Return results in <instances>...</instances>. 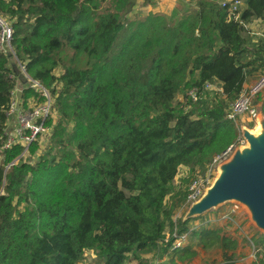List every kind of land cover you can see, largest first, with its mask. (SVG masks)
Masks as SVG:
<instances>
[{
  "label": "trees",
  "instance_id": "obj_1",
  "mask_svg": "<svg viewBox=\"0 0 264 264\" xmlns=\"http://www.w3.org/2000/svg\"><path fill=\"white\" fill-rule=\"evenodd\" d=\"M139 1L0 0L13 30V56L0 53V264H79L87 252L100 264L141 263L154 251L170 252L167 264L176 256L189 262L196 251L171 250L174 233L233 264L235 239L172 216L189 177L204 175L234 144L226 112L264 71V42L248 47L219 0H188L185 13L178 1L170 16L129 18ZM242 4L245 25L264 20V0ZM18 64L48 91L56 118L46 121L47 150L34 164L14 162L20 146L1 150L15 86L22 108L44 101L24 87ZM205 84L219 86L212 101ZM193 88L197 101L178 110L175 97ZM36 149L37 142L29 151ZM181 167L189 176L174 192ZM256 244L264 264L263 235Z\"/></svg>",
  "mask_w": 264,
  "mask_h": 264
},
{
  "label": "rangeland",
  "instance_id": "obj_2",
  "mask_svg": "<svg viewBox=\"0 0 264 264\" xmlns=\"http://www.w3.org/2000/svg\"><path fill=\"white\" fill-rule=\"evenodd\" d=\"M174 4L165 5L163 0H151V2H147V0H140L134 10L131 12L129 18H141L149 13H158L165 16H170L172 12L174 11L176 7V3L181 1L183 6L182 13L187 12V10L191 9V5L187 4L188 0H174ZM243 36L248 39V47H252L257 42H260L262 40L264 42V20L261 21H253L252 23L246 25L245 32L243 33ZM259 74H254L249 77L246 88L244 89L246 92L248 91L249 87H251L256 80L258 79ZM220 91L219 86L212 85V88L208 90V92H203V95L209 100L212 101L214 98V95ZM188 91H183L179 93L174 100L175 107L181 109V103L183 101V96ZM264 99V90L257 96L255 100V107L258 109V112L260 113V106L262 104V100ZM192 106H187L185 108L186 111H188ZM53 122L55 123L56 118L55 114L53 113ZM235 128L238 132V135L236 137V140L234 144L232 145L234 149L240 148L243 149L247 147V144L243 141L242 138V130H248L252 134H257L256 124L252 121H250L247 118H240L235 122ZM47 136L42 137L40 139L41 142L38 143V149H36L33 153L31 151H27L19 158L23 160L24 162H28L30 164H34L37 162V160L46 152L48 145ZM18 162V161H17ZM188 169L181 167L178 171V175L176 179L174 180L173 184L171 185L174 189V192L177 191V186L179 185V181L181 178L188 177ZM218 172L216 168L213 170V175L211 176V184L217 177ZM201 175L197 172V174L189 180V184L186 185V188H189L192 181L200 177ZM168 203H170V199L167 200ZM188 207H186L184 204L176 209V211L173 213L172 220L174 222H177L178 219H183ZM230 211H234L235 213L233 216L230 217V220H223V216L225 214H228ZM189 228L191 230H199L201 228H206L209 230L216 229L220 232L221 235H225L226 237H230L232 239H235L237 242V248L233 252L232 256V262L233 264H257V256L256 253L258 250H255L256 248V242L258 240L262 239V234L259 230L256 229V227L253 225V223L250 221L249 215L244 207L237 203H228L225 204L215 210L210 211L207 214L202 215L199 218H196L192 220L189 223ZM169 231L166 230V239L169 237ZM194 240H190L189 236H187V240L184 244V246L190 244L193 246V249L196 251V256L190 260L189 262H181L177 259V256L175 257V264H227V262L222 260L221 253L219 249L212 248L208 250H203L200 247H194L195 245ZM183 246V247H184ZM171 251V250H170ZM161 251H154L153 253L149 255H143L141 257V260L139 261L132 260L133 263H127V264H167L169 262V259L171 257V253L169 252V255H162ZM79 264H100L97 261L96 256L92 252H87L81 262Z\"/></svg>",
  "mask_w": 264,
  "mask_h": 264
},
{
  "label": "built area",
  "instance_id": "obj_3",
  "mask_svg": "<svg viewBox=\"0 0 264 264\" xmlns=\"http://www.w3.org/2000/svg\"><path fill=\"white\" fill-rule=\"evenodd\" d=\"M219 5L222 9H226L228 19L239 23L245 30L246 25L240 19L242 0H219ZM13 30L11 24L4 18L0 17V53L3 55H12L11 41ZM19 72L25 80L24 87L33 89L44 99L42 103H37L34 99H29L25 107H20L16 111L14 107V98L10 103L9 109L6 112L8 118L6 128L3 132L2 151H9L15 146H20L23 152L20 156L26 153L33 143L41 142L42 137L47 136L50 138V128L46 126V121L53 118L52 101L48 91L37 81L32 80L26 74L24 67L18 64ZM212 88L211 84H205L204 90L208 91ZM15 86V90H16ZM264 90V71L259 75L256 82L249 87L248 91L243 92L240 96L233 101L226 112V119L235 123L240 118H247L256 124V118L259 114L258 109L253 104L254 98ZM199 91L196 88L189 90L183 96L181 108L187 107L189 103H195L198 99ZM22 100V99H21ZM244 142V140L242 141ZM233 146H230L224 153L216 156L212 163L208 166L204 175L195 178L188 188V195L184 202L186 207L196 202L204 193V191L211 185V176L213 170L220 163L225 161L232 151ZM19 156V157H20ZM14 162H17L20 158ZM235 212L230 211L225 214L223 220H230ZM175 239L171 250H177L184 246L187 240V234L180 236L173 234Z\"/></svg>",
  "mask_w": 264,
  "mask_h": 264
},
{
  "label": "water",
  "instance_id": "obj_4",
  "mask_svg": "<svg viewBox=\"0 0 264 264\" xmlns=\"http://www.w3.org/2000/svg\"><path fill=\"white\" fill-rule=\"evenodd\" d=\"M13 96L14 107L18 111L22 90L16 89ZM257 122L258 133L254 135L242 130L247 147L234 149L216 167L217 177L188 207L183 222L199 218L225 204L237 203L246 209L250 221L264 236V117L261 113L256 118Z\"/></svg>",
  "mask_w": 264,
  "mask_h": 264
},
{
  "label": "crops",
  "instance_id": "obj_5",
  "mask_svg": "<svg viewBox=\"0 0 264 264\" xmlns=\"http://www.w3.org/2000/svg\"><path fill=\"white\" fill-rule=\"evenodd\" d=\"M163 1H164V4H165V5H169L170 3H171V4H174V2H175L174 0H163ZM16 88H17L18 90H21V89H20V86H18V84L16 85ZM245 88H246V85L244 86V89H245ZM133 262H134V261H133ZM133 262L130 261V263H133Z\"/></svg>",
  "mask_w": 264,
  "mask_h": 264
},
{
  "label": "bare ground",
  "instance_id": "obj_6",
  "mask_svg": "<svg viewBox=\"0 0 264 264\" xmlns=\"http://www.w3.org/2000/svg\"><path fill=\"white\" fill-rule=\"evenodd\" d=\"M256 129H257V131H258V129H259L258 122H257V124H256ZM257 133H258V132H257Z\"/></svg>",
  "mask_w": 264,
  "mask_h": 264
}]
</instances>
